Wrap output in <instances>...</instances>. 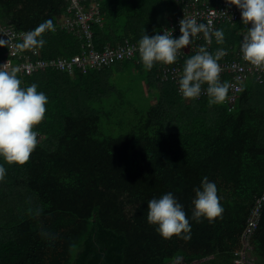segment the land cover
<instances>
[{
	"label": "trees",
	"instance_id": "16d2710c",
	"mask_svg": "<svg viewBox=\"0 0 264 264\" xmlns=\"http://www.w3.org/2000/svg\"><path fill=\"white\" fill-rule=\"evenodd\" d=\"M96 3L99 51L138 42L144 31L155 35L178 13L174 0ZM67 8L66 0H0V25L27 33L45 20L57 22ZM219 29L225 39L217 49L239 46L246 26ZM43 39L42 48L24 54L52 60L82 52L75 34L48 31ZM25 60L0 46V67L15 69L22 87L36 84L48 97L28 162L0 158L7 169L0 182V264H237L248 219L264 194V78L248 81L229 112L224 102L181 97L175 82L158 78L157 63L146 70L155 104L140 120L126 118L113 129L124 132L105 136L101 126L114 115L107 104L116 94L106 72L116 65L144 68L139 56L74 75L48 69L28 76L15 68ZM205 176L217 185L222 215L190 219L188 240L163 238L147 222L148 201L172 192L190 218L194 188ZM250 247L252 264H264V208Z\"/></svg>",
	"mask_w": 264,
	"mask_h": 264
},
{
	"label": "clouds",
	"instance_id": "9594fccd",
	"mask_svg": "<svg viewBox=\"0 0 264 264\" xmlns=\"http://www.w3.org/2000/svg\"><path fill=\"white\" fill-rule=\"evenodd\" d=\"M241 11L242 22L250 27L240 44L242 58L248 63L264 68V0H229ZM55 31L51 19L45 20L35 29L24 34L19 49L42 48L46 41L43 34ZM155 35L145 34L138 41L140 60L147 71L155 64L172 65L178 59L181 49L194 43L198 34H203L207 43L214 37L217 44H223L225 34L222 29L211 31L205 23L195 18L183 17L179 21L178 37L173 36L174 29H162ZM4 41L0 40V46ZM226 54L220 49L215 54L205 46H198L195 54L184 60L183 72L178 80L179 92L185 99H198L202 92L208 96L209 106L225 102L230 85L220 81L222 71L219 61ZM17 71L0 67V158L8 164L23 165L38 145V131L34 130L44 119L48 97L38 91L36 84L21 86ZM204 85H207L206 89ZM7 175V169L0 163V182ZM191 217L172 192L160 198H153L147 205V222L156 226V231L165 239L173 235L188 240L191 236V220L197 223L201 219L209 221L222 215L224 208L215 182L203 177L199 187L194 188ZM44 235H48L44 233Z\"/></svg>",
	"mask_w": 264,
	"mask_h": 264
},
{
	"label": "built area",
	"instance_id": "2783aa9c",
	"mask_svg": "<svg viewBox=\"0 0 264 264\" xmlns=\"http://www.w3.org/2000/svg\"><path fill=\"white\" fill-rule=\"evenodd\" d=\"M66 1L68 2L67 13L59 18L57 22H53L55 31L52 32L66 31L80 37L83 41L81 54L72 58L63 57L52 60H33L31 56L24 54V49L17 47L18 44L22 43L26 32H18L12 26L0 25V40L8 45L9 56L26 57L25 62L20 67H15L16 69H19L28 76H32L39 70L48 69L74 75L78 69L84 72L90 70L102 71L118 63L133 61L139 56L138 42L131 40H126L123 44H118L117 46L109 45L102 51L97 50L92 30V25L100 22L97 0ZM174 2L177 6L178 13L175 17L170 18L168 24L162 28L174 29V37L180 35L179 21L183 17L195 18L198 23L207 24L211 31L219 29L224 24L234 26L242 21L240 9L236 5L230 4L229 0H174ZM245 26L246 31L242 33V40L247 34V28L251 25L249 23V25L245 24ZM161 30L160 34H163ZM198 46H205L213 54L220 49L226 50V54L219 61L222 69L220 81L222 83L227 82L230 85L228 97L224 104L227 106L229 112H233L236 109L240 94L248 81L257 79L261 82L264 78V68H258L242 58L239 50L240 45L217 49L214 37L211 43H207L203 34H198L193 44L180 50L176 63L172 65H160L158 78L165 82L173 81L178 87V80L183 72L184 60L195 54ZM34 54L36 55L37 52L35 51ZM206 87L207 85H204L205 89ZM178 93L183 97L179 92V88ZM205 98H208V96L206 92H202L198 99L186 100L189 102L191 100L201 101ZM263 208L264 194L257 199L248 219V226L242 237L244 248L240 253V259L237 261V264L253 263L250 255V239L259 227Z\"/></svg>",
	"mask_w": 264,
	"mask_h": 264
},
{
	"label": "rangeland",
	"instance_id": "374dc122",
	"mask_svg": "<svg viewBox=\"0 0 264 264\" xmlns=\"http://www.w3.org/2000/svg\"><path fill=\"white\" fill-rule=\"evenodd\" d=\"M109 83L116 88V94L108 102V108L114 113L111 119L103 120L101 131L105 136L116 135L124 132H115L117 124L125 120L139 119L153 106L158 99L155 90L149 93L147 71L134 65H116L106 72ZM130 122V121H128ZM112 123V124H111ZM113 125V128L110 126ZM252 260L255 257L251 256Z\"/></svg>",
	"mask_w": 264,
	"mask_h": 264
}]
</instances>
